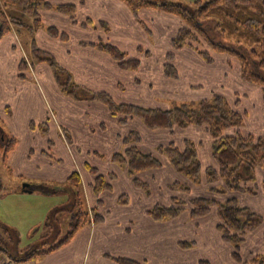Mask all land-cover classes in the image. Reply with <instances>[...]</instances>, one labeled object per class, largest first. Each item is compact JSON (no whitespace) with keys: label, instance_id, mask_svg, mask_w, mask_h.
<instances>
[{"label":"crops","instance_id":"crops-1","mask_svg":"<svg viewBox=\"0 0 264 264\" xmlns=\"http://www.w3.org/2000/svg\"><path fill=\"white\" fill-rule=\"evenodd\" d=\"M47 1L52 5H75L76 16L75 19H72L71 16L55 9H42L40 11V19L43 25L46 24L45 26L57 27L66 37L63 38L59 36L52 38L50 33L47 32L48 30H46V27L40 28L38 29L39 32L37 38L40 46L43 49L54 53L57 59L63 64L64 68L72 73L71 78L75 76L77 84L87 86L96 92L105 91L117 101H121V103L137 104L149 108L167 109L170 108L168 105H157L159 104L157 95L179 99L180 97H190V95H192L190 92L192 91L194 93L193 96L195 95V92H198L199 98L202 91H199V88H204V81L197 82L196 77L192 79L191 74L187 75L186 79L183 81H181V79H176L177 75L180 77L179 68L183 63L191 69L204 73L207 75L208 80L216 85H218V82H221V79H224L225 76L227 78V76L234 70H236V73L238 74V76H233L236 81L241 79L240 67L237 62H235L233 67L230 68L228 65V57L226 55L218 54L215 55V62L208 64L203 61L200 55L192 47H184L176 51L173 65L176 68L177 75L176 77L168 76L165 72L167 53L173 50V39L177 36L180 28L184 25L182 19L176 14L168 13L154 7H142L137 12H134L123 0ZM13 7L14 9H17V6H10L7 8V12L12 14L11 9ZM17 11L18 14L22 12L20 7ZM100 42H108L117 46L127 54V58L139 59L140 66L136 70L123 69L109 53L98 47L97 44ZM2 43L3 47L0 48V51L7 48L8 53H13V46H17L14 45V34H12V36H5ZM24 60H26L25 57L19 55V57L16 58L15 63H13L16 76L21 75L19 72L20 68L27 66V64L22 66ZM0 68L3 69L4 65H1ZM36 68L39 72H43V66L37 65ZM45 69L48 77L41 73L42 79L45 82H47V80H50L51 82L54 80V82H56L55 78H53L51 67L47 65ZM242 83L252 85V83L244 82L243 80ZM127 84H129V87L128 89H125V85ZM12 85L11 90L9 92L6 91L4 96L8 95L10 99V96L14 95L17 104H15V106H13V103L10 105L0 104V113L6 120H8L14 134L22 136L23 143L18 145L17 149H14L11 152V162L18 174L33 177L46 176L51 179H60L61 177L63 179H68L74 171H80L81 179L85 184L86 193L87 196L89 195L88 199H90L91 204L98 200L91 187V184L95 181L96 175H113L115 179L112 183V187L114 186L118 189L116 194H111L109 191H105L100 195L99 199L105 202L104 205L100 207L103 209L102 212L104 215H102L100 221L95 222L94 230L95 233L98 232V235L95 242L96 250L93 258L85 259V256L83 255V239H74V236L68 243L56 250L46 255L27 259L26 263L23 264H120L111 256L131 258L148 264H162L163 262L167 264H177L179 258H181L179 253L180 241H182L179 240V235L177 233L179 225L191 218L192 225L185 227V229L190 234H195L196 229L198 233H200L199 240L203 243V238L207 239L209 237L205 235L206 229L204 228V224L206 223H201H203V219H206L207 216L212 213L216 216L214 224L211 227L212 234L219 238L221 243L226 247L230 244L223 240L222 235L217 228L219 215L216 207H214L208 215L199 217L198 220L201 219L199 221H196V218L191 216L190 209L182 211L181 214L185 213L183 216L180 214L175 218L164 221L156 220L149 213V210L157 203L168 205L172 202L173 198L178 196L174 195V192L170 189V185L176 181H171L169 179V181L161 183L163 181L162 176L164 173H167L170 177L180 174L166 158L163 159V165L161 167L145 170L143 172L146 177H151L156 180V185L158 183V191H162L163 188L166 189L167 192L164 193L163 198H168L167 203L165 201H158L161 200L158 199V196H155V198H147L146 194L142 193L138 204L135 203L134 205H131L129 203L123 205L119 202L120 195L123 193L125 194V190H130L131 186L135 188L137 185L133 181L134 177L132 178L128 167L125 168L124 165L112 160L113 154L119 152L117 150L121 147L122 142L119 133H116V139L113 144V140L110 141L112 139L113 131H110L108 134H103L108 132L104 131L106 130V128H104L106 126L102 125L105 120H101L98 117H96L94 121L88 119L87 110L94 108L101 113L100 116L102 119H107L109 123L110 120H112V125H121L120 118L113 115L104 103L72 104V102H69L71 106V113H69L73 115V113L77 111L81 117L78 118L77 114L76 118L78 119L75 118L71 121L76 133L80 134L83 132L88 134L91 138H94L97 134L96 131L101 132L102 135L99 137L101 140L99 143L101 144H99V146L102 145L108 150V153H106L108 154L106 160L98 159L96 157L91 158L88 156V152L94 151L95 148H97L94 145H86V147L78 146L84 151L76 154L75 159L69 156L70 168H67L64 163L56 164L49 156L40 155L42 153H38L33 157L30 150L35 148V142L38 141L39 138H43V136L40 135V128H38L37 131H32L30 129L31 125H34L33 122L36 110L30 106V93L25 86L21 87V92H16L14 75L12 76ZM179 88H181L180 91ZM212 88L209 92L207 91V93L204 94L205 97L200 98L209 99L214 94L223 95L221 93H215ZM257 88L261 89L260 86ZM259 89L258 91H260ZM4 93V90L0 91V102L3 100L4 96L2 95ZM54 93L57 104L64 102L66 118H69L66 108L67 97L61 92H57L55 88ZM229 94L232 96L231 98L225 95L223 96L228 98L233 104L236 101H241V98L235 96L236 92L233 93V91H230ZM14 98L11 99L12 102H14ZM261 98L264 105L263 92ZM19 101H22L23 103L20 104L18 103ZM11 105L14 107V116L8 112V107H12ZM245 111L244 114H247L248 110ZM21 115L25 116L22 121L19 118ZM245 119L247 120V118ZM259 120L264 122V115L260 116ZM66 121L65 117H63L60 129L59 126H54L53 132L57 137L60 131H64ZM131 121L142 123L145 133L149 135L150 138V141L147 142L150 148L151 146H158L156 140V133L158 130L149 129L138 118H133ZM88 123L90 126L87 125ZM176 128L178 127L168 130L174 131ZM203 128L209 133L206 126H203ZM243 132L253 133L246 129H244ZM187 139L189 138L183 139V143H185V140ZM171 142L173 141H170V143ZM213 142L214 138H212V146ZM196 144L199 147L202 145V141H197ZM160 146L162 145H159V147ZM122 147H125L124 143H122ZM43 149L41 148L40 152ZM211 157L213 160L210 161V164L213 166L207 165L203 167L204 170L207 167H218V164L213 157V151ZM88 164H91L94 168H87L88 166L86 165ZM162 169H164L163 172H161ZM158 177H160L159 181H157ZM184 177L185 182L183 183H190L191 189L193 187H203L206 189L208 186L206 181L200 185H194L189 178L186 176ZM31 188L34 190L33 187ZM177 193L178 190H176V194ZM186 194L190 197L189 199L199 196H194L191 191ZM257 194L264 195V191L261 190ZM127 198L129 199V196ZM113 202L115 206L112 207L111 203ZM196 226H199V228ZM133 229H135V232L132 231ZM174 229L175 231H173ZM86 231L87 230H85L84 234L87 233ZM187 241L189 242V240ZM190 242L192 243L190 249H192L196 240L192 239ZM108 245L113 246L114 253H111L108 250ZM245 245L248 247V251L246 252L247 258H249L253 252H261L260 248L264 246V224L246 235V241L242 246L244 247ZM230 246L232 247V250L230 247V255L235 262V259L232 256L233 246L231 244ZM242 249L243 248L241 247V250ZM240 253L243 257L242 252ZM199 260L197 261V264Z\"/></svg>","mask_w":264,"mask_h":264},{"label":"trees","instance_id":"trees-1","mask_svg":"<svg viewBox=\"0 0 264 264\" xmlns=\"http://www.w3.org/2000/svg\"><path fill=\"white\" fill-rule=\"evenodd\" d=\"M134 12L142 7H154L168 13L178 15L184 25L173 39V50L167 53L165 72L170 77H176V68L173 60L177 50L184 47H192L205 63L215 62V55H226L230 68L237 62L240 67V77L243 81L261 87L264 98V0H195L194 9L191 10L178 0H123ZM10 6L20 7L23 14L30 15L36 26H42L40 11L42 9H55L75 19L76 6L73 4L52 5L47 0H0V37L11 30L12 23H20L19 18L7 12ZM34 29L33 26L30 27ZM51 36L63 37L57 27L47 26ZM33 45L35 41L33 39ZM98 47L109 53L125 70H136L140 66L137 58H127V54L117 46L100 42ZM34 53L40 51L33 47ZM49 62L54 70L56 81L63 85L62 90L72 92L71 76L54 58L39 57ZM27 64L26 60L23 61ZM77 87V85H75ZM90 98L104 103L111 113L120 118V121H128L138 118L151 130L186 128L190 125L206 126L214 138L213 157L218 167H207L205 170L199 158L198 145L187 139L184 146L180 147L174 142L160 146L156 153H146L139 148L141 136L132 132L123 138L124 142L135 140L131 146L123 152L113 154L112 160L128 167L130 173H139L145 170L158 168L163 165V159H167L180 174L189 178L192 184L200 185L204 181L211 187L210 191L223 192L224 190L241 191L257 194L264 191V183L259 182L256 176V168L264 167V136L253 133H244L241 127L245 122V114L238 110V104H233L223 95L214 94L209 99L197 102H184L179 106L162 108H149L131 103H117L114 98L105 91H92ZM231 129V132L225 130ZM16 139L12 138L6 147V155L14 148ZM93 169V168H92ZM110 176L97 175L93 184L96 197L103 191L112 188ZM205 177V178H204ZM109 179V182H108ZM69 180L72 185L80 186L81 175L74 171ZM136 185L147 189L148 184L135 178ZM222 181L223 188L217 187ZM31 188V187H30ZM29 188H24L28 190ZM170 189H178L184 192L191 191L190 183L175 182ZM75 194V192L73 193ZM76 197V195H75ZM173 204L157 203L149 213L156 220L164 221L177 217L186 209V205L180 198H173ZM123 200V199H122ZM77 202V199H75ZM101 201V199H98ZM190 212L193 218L208 215L214 207L217 208L219 223L217 228L224 241L233 246L232 256L239 264H264V251L252 253L248 259H243L241 247L246 241V235L258 229L264 224V214L242 206L237 197L232 196L225 201H220L215 196H195L190 199ZM89 212L82 207L71 216V230L60 241H44L42 245L27 251V254L19 259H30L46 255L68 243L75 234L88 221ZM95 222L102 219V215L96 214ZM97 220V221H96ZM49 247L45 248V244ZM183 246H192L189 241L181 242ZM120 264H148L131 258L113 257ZM198 264H212L210 260L200 259Z\"/></svg>","mask_w":264,"mask_h":264},{"label":"rangeland","instance_id":"rangeland-1","mask_svg":"<svg viewBox=\"0 0 264 264\" xmlns=\"http://www.w3.org/2000/svg\"><path fill=\"white\" fill-rule=\"evenodd\" d=\"M178 1L191 10H193L195 7V0ZM18 8L19 7H17V9ZM17 9H14L13 7L11 10L12 14L16 15L19 18L20 23H12L11 30L0 37V48L3 47L2 42L4 40V37L7 35L12 36V34H14V45H17L16 47L13 46V53H8L7 48H4L2 51H0V66L4 65L3 69L0 68V91H5V93L2 95L4 96L6 94V91L9 92L11 90L13 86L12 76L14 75V85L16 86V92H21V87L25 86V88L30 93V106L36 110L33 122L34 125H31L30 129L32 131H37V129L40 128V135L43 136V138H39L38 141L35 142V148L33 150H30V152H32L31 155L34 157L38 153H42L40 155L49 156L50 159H52L56 164L64 163L67 168H70L71 166L69 164V156L75 159L76 154L84 151L78 146L86 147V145H94L97 148H95L94 151L88 152V156L91 158L96 157L98 159L106 160L108 155L106 153H108V150L102 145L99 146V144H101L99 143L101 141L99 139V137L102 135L101 132L96 131L97 134L94 138H91L88 134L83 132L80 134L76 133L71 121L76 118L78 112L73 110L75 111L73 115L70 114L71 106L69 104V102H72V104L103 103L91 99L90 93L88 92H92L93 90L87 86H81L77 84L75 76L73 75V77L71 78V86H73L71 93H66V91L62 90L63 85H59L57 81L54 82L53 80V82H51L50 80H47V82H45L42 79L41 73H43L45 76L48 75L45 67H47V65L51 67L48 61L39 58L43 56L54 58L59 66L64 69V72L62 71V73H64L65 76L66 72L69 73L70 76L72 73L64 68L63 64L57 59L54 53L43 49L38 43V29L44 27L47 28V26H45L46 24L42 26H36L35 20L30 15L22 14V12L18 14ZM31 26H33L34 29H31ZM52 38L55 37L52 36ZM33 39L35 41V45H33ZM34 46L41 50L34 53ZM19 55L25 57L27 66L20 68L19 72L21 73V75L16 76V74L14 73L15 66L13 68V63H15L16 58L19 57ZM37 65L43 66V72H39L37 70ZM179 72L180 77H178L177 75L176 79H181V81L186 79L187 75L190 74L192 76V79L196 77L197 82L204 81V88H199V91L202 90L200 97H205L204 94H206L207 91L209 92L212 87V90L215 91V93H221L230 98L232 97L229 94L230 91H233V93L236 92L235 96L241 98V101L239 100L234 102L235 104H238V110L243 111V113L245 110H248V113L245 114L247 120L245 119L244 125L241 127V130H250L255 134L264 136V122L259 120L260 116L264 115V105L261 98L262 91L261 89L257 88L258 86L254 84L250 85L247 83L243 84L241 79H238V81H236V79L233 77L238 76L236 70L229 74L227 78L225 76L224 79H221V82H218V85H216L212 81H209L207 75L196 71L195 69L189 68L185 63H183L179 68ZM52 74L53 78H55L56 80L53 69ZM75 85H77V87ZM128 87L129 84L125 85V89H128ZM54 88L57 90V92H61L64 96L67 97L66 108L69 118H66L64 102H61L59 104L56 103ZM258 89L260 91H258ZM180 90L181 88H179V91ZM190 93L192 94L190 95V97H180L179 99L157 95L159 101V104L157 105H168L169 107H175L184 102L192 103L202 100V98H198V92H195L194 96V93L192 91ZM12 98H14V95H11L10 99L8 95H6L3 97V100H1L0 104L10 105L13 103V106H15V104H17V100L14 98V102H12ZM114 100L117 103H121V101H117L116 99ZM18 103L22 104L23 102L19 101ZM13 106L8 107V112L14 116ZM87 112L88 119L94 121V119L98 117L101 120H105L102 125L106 126L104 127L106 128V130L104 131L108 132L103 134H108L110 131H113L112 139L110 140H113V144L114 140L116 139V133H119L121 142L125 144V147L123 148L121 143V147L118 148L119 150H117L119 152H123L125 148L131 146L134 142H138L135 140H129V142L126 143L124 142L123 138L125 136H128L132 132H137L141 136L139 148L146 153H155L158 149L156 147H159V145H168L170 141H173L178 146L183 147V139L189 138L194 142L202 141V145H200L197 150L203 167L212 165L210 164V161L213 160V158L211 157V153L213 151V146L211 144L213 136L210 131L208 133L207 130L203 128V126L190 125L186 128L178 127L174 131H170L168 129H157L158 132L156 133V140L158 146H151L150 148L147 143L150 141V138L149 135L145 133V129L142 127V123L131 121L132 119H130L128 121H120L121 125L117 126L112 125V120H110L109 123L107 119H102V117L100 116L101 113L94 108L88 109ZM63 117H65V119L67 120L64 125L65 128L64 131H60V133H58L57 137V135L53 132L54 126L57 125V127L59 126L60 129ZM19 118L22 121L25 116L21 115ZM78 118H81L79 114ZM87 125L90 126L89 123ZM226 131L231 132L232 130H225L224 133ZM13 137L16 138V143L14 145V148L6 155L5 149L8 146L9 140ZM22 143V136L14 134V131L12 130L8 120H6L0 113V264L26 263L25 259H19L18 257L26 255L27 251L32 250L36 246L42 245L44 241L52 242L53 240H55L58 242L62 240L71 230L70 222L72 214L79 211L81 207L85 211L89 212L88 221H86L84 226L81 227V229L77 232L74 239L82 238L84 244L83 255L85 256V259L87 260L88 258H93L96 250L95 242L98 235V232L95 233L94 230V218L96 217V214L104 215L102 212L103 209L100 207L103 206L105 202H103V200H97L95 203L92 202L91 204L90 199H88L89 195L87 196L86 188L84 186L85 184L82 179L81 184L78 187L72 185L69 178L63 179L61 177L60 179H51L47 178L46 176L33 177L18 174L11 162V152L14 149L16 150L18 145ZM41 148L44 149L40 152ZM86 166H88L87 168L89 169L94 168L91 164H88ZM124 167L126 168V165H124ZM163 171L164 169H162L161 172ZM78 172L80 173V171ZM144 174L145 173L142 171L136 174L131 173V176L132 178L134 177V182H136L135 178L137 177L142 182L147 183L149 193H147V189H144L142 186L137 185L135 188L131 186L130 190H125V194L123 192H120L123 193L122 195H120L119 199V202L121 204H138L141 193L146 194L147 198H155V196H158V199H161L158 201H165L167 203L168 198H163L164 193L167 192L166 189L163 188L162 191H158V183L156 185V180L152 179L151 177H146ZM256 176L259 181L264 183L263 166H258L256 168ZM162 177L163 181L161 183L169 181V179L171 181H178L181 183L185 182V177L182 174L170 177L167 173H164ZM159 178L160 177L157 178V181H159ZM114 179L115 177L110 178L111 183H113ZM93 184H91L92 189ZM25 185L33 187L34 190H24ZM209 187L211 186L208 185L206 189L203 187H193L191 189V193L194 196H215L220 201H225L227 198L235 196L238 198L240 205L248 206L254 211H261L259 213H264V195L231 190H224L223 192H213L208 189ZM217 187L222 189L223 182H218ZM117 190V187L113 186L112 188L103 190L97 196V198L99 199L100 195L105 191H109L111 194H116ZM176 190L178 189L172 190L174 192L173 194L178 195L177 198L180 197L183 205H186V210H189L191 205L189 199L190 197H188V194H186L188 192L178 190V193L176 194ZM74 192L75 194H73ZM93 192L95 193V190ZM128 196L129 199L127 198ZM75 199H77V202L75 201ZM174 201L175 200L172 199L171 203L173 204ZM111 204L112 207L115 206L114 202ZM184 214L181 215L183 216ZM215 217L216 216L214 215V213H212L211 215H208L206 219H203V223H201H206L204 224V228L206 229L205 235L209 237L207 239L203 238V243L199 240L200 233H198L196 229L195 234H190L185 229V227L192 225L191 218L179 225L177 233L179 235V240H182L180 242L195 239L196 243L192 249H190V246L182 247V244L180 243L179 256L181 258H179L177 264H197V261L199 259H209L214 264L238 263L237 261H235V263L230 255V244L226 247L221 243L219 238L212 234L211 227L214 224ZM195 220L199 221L201 219L198 220V218H196ZM196 227L199 228V226ZM85 230H87L86 234H84ZM132 231L135 232V229H133ZM173 231H175V229ZM48 247L49 243L45 244V248ZM242 248L243 249L241 250V252L243 254V259H248L246 254V252L248 251V247H246L245 245L244 247L242 246ZM108 250L111 253H114V248L112 245H108ZM260 250L262 252V250H264V246L260 248ZM162 264L167 263L163 262Z\"/></svg>","mask_w":264,"mask_h":264},{"label":"water","instance_id":"water-1","mask_svg":"<svg viewBox=\"0 0 264 264\" xmlns=\"http://www.w3.org/2000/svg\"><path fill=\"white\" fill-rule=\"evenodd\" d=\"M0 32H1V24H0ZM29 188L28 190H30V191H32V188H30V186L29 185H25V188Z\"/></svg>","mask_w":264,"mask_h":264}]
</instances>
